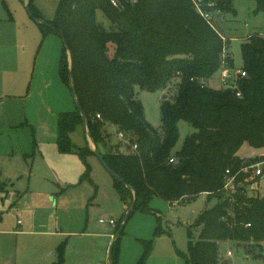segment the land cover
Here are the masks:
<instances>
[{
    "label": "trees",
    "instance_id": "trees-1",
    "mask_svg": "<svg viewBox=\"0 0 264 264\" xmlns=\"http://www.w3.org/2000/svg\"><path fill=\"white\" fill-rule=\"evenodd\" d=\"M235 1L204 0L212 5L203 8L236 14ZM255 1L256 12L264 13V0ZM29 6L43 19L34 0ZM99 11L108 19L109 28L98 20ZM46 22L39 23L44 36L55 33L68 42L72 64L64 45L60 77L69 87L74 84L95 147L136 190L134 211L156 213L151 207L156 197L170 204H186L201 194L217 199L189 227L186 264H229L220 255L221 241L262 247L264 197L248 192L241 173L233 195L224 184L227 169L237 173L259 158H241L238 153L243 145L264 148V34L255 32L241 44V69L247 76L239 78L237 90H232L210 85L224 60L229 68L235 64L229 52L224 58L227 41L192 0H137L120 8L109 0H61L55 17ZM174 80H179L175 94L162 100V124L153 126L146 119L137 88L165 91ZM182 120L194 130L176 150ZM108 126L123 132L128 143L113 142L115 132L108 131ZM57 127V150L77 153L86 166L82 180H92L88 156L95 153L88 142L77 147L71 137L83 127L78 108L60 112ZM113 185L127 210L133 191L115 177ZM142 241L144 251L136 264H146L152 250V240ZM116 243L112 264H118ZM65 246L59 247L55 264L64 263Z\"/></svg>",
    "mask_w": 264,
    "mask_h": 264
},
{
    "label": "rangeland",
    "instance_id": "rangeland-1",
    "mask_svg": "<svg viewBox=\"0 0 264 264\" xmlns=\"http://www.w3.org/2000/svg\"><path fill=\"white\" fill-rule=\"evenodd\" d=\"M2 1L0 0L1 3ZM60 1L34 0V4L41 11L43 19L50 21L55 17ZM234 5L236 14H216L214 25L228 42L224 56L229 52L235 68H241V44L255 32L264 34V13L256 12L255 0H236ZM11 12L15 22L13 27L27 36V50L24 51L20 44L17 52L20 57L29 58V71L32 74L26 80L16 78L21 83L22 80L26 82L25 85L23 83V94L16 98L10 96L14 90L11 78L4 81L2 73L0 74V125L7 130L9 121L21 119L23 122L16 128L15 135L10 136L4 131L0 137V153L3 155L0 159L3 179L0 181L3 180V185L7 183L6 186L13 195L11 197L5 195L6 192L0 193L1 196L4 195L5 203L3 205L0 198V264H50L49 259L43 260L40 257L46 255L45 243L54 236L42 233L39 235L38 232L31 234L34 224L45 226H37L40 232L60 229L78 231L87 227L86 231H90L92 236L88 234L85 238L78 237L82 240L76 238L74 249H70L72 252L75 250L74 259L67 263L79 264L81 257L76 256L78 245L82 242L88 249L93 248V245L97 247L100 240L107 242L102 235L115 231L116 228L109 224V219H121L123 202L113 184L106 183L103 175H95L91 171L92 180H82L86 166L77 153L65 156L55 152L58 115L60 112L76 109L71 88L63 82L59 73L64 43L57 34L51 33L49 38L48 35L44 36L40 24L29 15L24 6L19 13L11 7ZM97 18L109 28L110 23L101 11L97 13ZM35 67L37 72L42 70V75L35 76L31 82ZM219 80L220 71L210 85L221 88ZM178 81L174 80L165 91L150 92L137 88L146 119L153 126H161L163 96L168 95L171 98L176 92ZM178 127L180 136L176 150L182 147L185 137L194 130L183 120ZM112 129L113 127L108 126V131ZM112 131L119 140L117 132L114 129ZM71 137L76 146H84L86 143L83 131H76ZM116 138H113V142L117 141ZM91 146L94 147L92 140ZM249 149L251 148L248 145H243L239 151L240 157L247 159L251 152ZM122 151L125 152V149ZM255 156L259 157L256 162L263 159L260 154ZM16 157L21 160L22 169L14 177L7 179L6 171L14 169L18 160ZM88 163L90 164L89 160ZM100 167L113 180L105 167ZM256 182L257 190H251V194L263 198L264 180ZM4 189L0 187V191ZM54 198L56 200L53 201ZM216 203L217 199H210L207 194H201L185 206V203L170 204L163 198H154L151 207L157 214L137 210L130 216L124 233L116 243L119 258L124 257V263L131 264L143 254L142 240H152V250L146 264H186L189 254V227L204 209L213 207ZM101 218L106 221L100 222ZM193 231L197 236L198 230L193 228ZM99 255L91 252L89 260L92 262ZM220 255L229 264H264V243L262 247H252L247 243L221 241Z\"/></svg>",
    "mask_w": 264,
    "mask_h": 264
},
{
    "label": "crops",
    "instance_id": "crops-1",
    "mask_svg": "<svg viewBox=\"0 0 264 264\" xmlns=\"http://www.w3.org/2000/svg\"><path fill=\"white\" fill-rule=\"evenodd\" d=\"M7 1L8 2H6V0H3L2 3L0 2V69L2 67V69L0 70V74L2 73V78L4 81L11 78V83L14 85V90H12L10 96L13 98H16V97H20L23 94L21 91L23 90V87H24L23 86L24 80H26V78L29 77V74L31 75L32 73L29 71V63H28L29 58H26L25 56L20 57L19 52H17V50L20 49V44L22 45L21 47H23L24 51L27 50L28 40H27V36L23 32L21 34L20 30L16 31L15 30L16 28L13 27L15 22L13 21V14L11 12V7L16 11V13H19V11H21L23 6L25 7L28 0H7ZM50 34L51 33L48 34V38H49ZM61 55H62V52H61ZM20 69H22V71H20ZM21 72H22V75H21ZM32 72H33V75L31 76V82H33V79L35 76L42 75V70L37 72L36 67L34 68V70ZM16 78H20V79L23 78L24 80H22V83H21V80L17 81ZM213 80H214V78L211 81H213ZM25 83H24V85H25ZM31 91H32V88L30 87L29 92L31 93ZM64 112H71V111H64ZM57 122H58V120H57ZM22 123L23 122L21 119L20 120L18 119L15 122L9 121V123L7 124V125H9V128L7 130H4L2 128V126L0 125V137L4 131H6L10 136L15 135L14 132H15L16 128H18L19 125H21ZM113 129L115 130L114 127H113ZM76 131H81V132L83 131L84 132L85 142H86L84 146H86L87 145V140H86L87 137H86V133L84 131V127H78L76 129ZM55 141L56 142H55L54 150H56L55 152H57L59 155H61V153H59L57 150V131H56V140ZM84 146H77V147H84ZM121 150H124V148L122 147ZM249 151H251V152L248 155V157H255V155H258V154H260V155L264 154V148L263 149H252L251 148V149H249ZM258 151H261V152H258ZM69 154H76V153H69ZM238 155H239V153H238ZM2 157H3V155L0 153V159ZM16 158H18V157H16ZM19 160L20 159L18 158L14 169H10V170L6 171V178L7 179H10L9 177H11V176L14 177L22 169L21 160L20 161ZM88 160H89L91 167H92V173L94 172L95 175L96 174L103 175L104 179L106 180V183L111 182V184H113V180H110L109 177H107L106 173H104L103 169L100 167V166H102V164L100 163V161L98 160L96 155L88 156ZM2 173L3 172H1V170H0V179H3V176H1ZM262 180H264V178H262L261 181ZM2 183H3V180L0 181V187H4L5 189H4V191H0V193L2 194V193L6 192L5 195L8 194V196L10 195L11 197H13V195H11L9 189L6 186L7 183L5 182L4 183L5 185H3ZM113 188H114V185H113ZM3 197H4V195L3 196L0 195L1 202L4 205L5 203L3 201ZM52 200L54 201V200H56V198H54ZM185 205L186 204H184L183 206H185ZM125 212H126V205H124V203H123L122 216ZM116 220H118V219H116ZM37 226L38 227H45L41 224H39V225L34 224V227H32L31 234H35V232H38L39 235L42 233V234L47 235V236H50V235L54 236L48 243H45V251L46 252H44V254H46V255H41V257H40L43 260L49 259L48 261L50 264H55L57 262L58 257H59V253H58L59 247L62 245V243L66 244V246H65V260H64L63 264H67L68 262L72 261V259H74L73 254L75 253V250L72 252V251H70V249L72 250V248L74 247V245L76 243L75 242L76 238H78V237L85 238V237H87L88 234H90L92 236V233L90 231H86L87 227L85 229H79L78 231L74 230V229L73 230L69 229L68 231H65L64 229H60V230H55L52 232H50V231L47 232V230H42L43 232H40V231H38ZM112 226H114V225H112ZM114 228H116V226H114ZM115 231H116V229H115ZM115 231L110 232L109 235L103 234L102 236H104V239H107V242H105L104 240H100L101 242L97 247L93 245V248L87 249V247L82 245V242H81V244L78 245V250L76 252V256L81 257L79 260V264H109L108 245L114 239V236L116 234ZM56 237H58V238H56ZM63 237H65V238L63 239ZM66 237H68V238H66ZM78 239H80V238H78ZM80 240H82V239H80ZM102 244H104L103 247H102ZM82 249H85V251H81ZM91 252H95V253L100 254L97 259H95L94 257H91V259H95L92 262L89 260V254ZM138 260H139V258L135 259L131 264H136ZM118 264H130V263H124V257H120V258H118Z\"/></svg>",
    "mask_w": 264,
    "mask_h": 264
},
{
    "label": "built area",
    "instance_id": "built-area-1",
    "mask_svg": "<svg viewBox=\"0 0 264 264\" xmlns=\"http://www.w3.org/2000/svg\"><path fill=\"white\" fill-rule=\"evenodd\" d=\"M192 1L195 4L196 9L201 14V16L213 25L214 18L216 17L215 15L221 13L219 11L217 12L207 11L203 8L205 7V5L211 6L212 3H205L204 0H192ZM109 2L113 7L120 8L123 6L125 2L135 3L137 2V0H109ZM222 64L223 65H222V69L220 70V80H219L221 81V86H222L221 88L237 90L238 79L247 76L246 72L241 68H229L225 60L222 62ZM237 95L239 96L241 95V93L238 92ZM116 135L117 137H119V141H122L126 144L128 143L123 132H117ZM137 147L138 146L136 144L132 145V149L134 151L137 150ZM260 156L264 157V154H261ZM240 173L243 174L244 181L247 185V190L251 194V190H257V187L255 186V184L257 183L256 181H259L260 179L264 178V158L250 165L243 166L237 173H232L231 169H227L224 189L227 191L228 194L233 195L237 191L236 179ZM105 221L106 220L103 218L100 219V222L102 223ZM109 223L111 225L116 226L117 221L111 218L109 219ZM249 225L250 224H248V226ZM228 253L230 254V252Z\"/></svg>",
    "mask_w": 264,
    "mask_h": 264
},
{
    "label": "water",
    "instance_id": "water-1",
    "mask_svg": "<svg viewBox=\"0 0 264 264\" xmlns=\"http://www.w3.org/2000/svg\"><path fill=\"white\" fill-rule=\"evenodd\" d=\"M29 3H30V0L27 1L25 7H26V10L27 12L29 13V15L37 22V23H40V24H44V25H48V23L39 18V17H36L32 11L30 10V6H29ZM62 40H63V43L68 51V54H69V60H70V64H72V53H71V50H70V47L68 45V42L66 40L65 37H61ZM70 76H72V69L70 67ZM70 87H71V91H72V95L74 97V101H75V104H76V107L78 108V110L80 111L82 117H83V127H84V131L86 133V137H87V142H88V145L89 147L94 151L95 155L97 156V158L99 159V161L101 162V164L105 167V169L115 178H117L118 180L122 181L127 187H129L132 191H133V194H134V199L131 203V205L127 208L125 214H124V217H123V220H122V223L120 225V228L117 230L115 236H114V239L112 240L111 242V245H110V248H109V253H108V259H109V264H112L113 262V258H112V253H113V248H114V245L116 243V240L119 238V236L121 235L122 231L125 229L127 223H128V220L132 214V212L134 211L135 209V206H136V200H137V193H136V190L134 188H132L122 177H120L115 171H113L109 165L107 164L106 160L104 159L103 155L101 154V152L97 149V147H92L91 146V140L89 138V135H88V128H87V122H86V117H85V114L82 110V107L80 105V102H79V99H78V96H77V92H76V89L74 88V84L71 83L70 84ZM167 98V95H164L163 96V99Z\"/></svg>",
    "mask_w": 264,
    "mask_h": 264
}]
</instances>
